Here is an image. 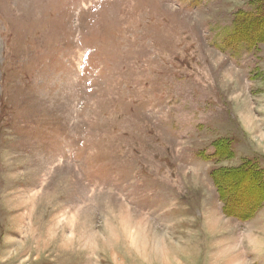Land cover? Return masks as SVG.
Listing matches in <instances>:
<instances>
[{"label": "rangeland", "instance_id": "rangeland-1", "mask_svg": "<svg viewBox=\"0 0 264 264\" xmlns=\"http://www.w3.org/2000/svg\"><path fill=\"white\" fill-rule=\"evenodd\" d=\"M261 4L0 0V264H264Z\"/></svg>", "mask_w": 264, "mask_h": 264}, {"label": "trees", "instance_id": "trees-1", "mask_svg": "<svg viewBox=\"0 0 264 264\" xmlns=\"http://www.w3.org/2000/svg\"><path fill=\"white\" fill-rule=\"evenodd\" d=\"M261 2L262 4L259 5L257 14H242L241 20H237L235 22V41H241V43H251L255 46L257 43L264 40V37H260L262 40L259 37H254L255 32H253L255 27H264V1L261 0ZM240 14L238 16H240ZM251 33L254 34L252 37L250 36ZM211 174L217 186L221 200L224 203V213L227 216L236 217L243 220L251 217L264 199L263 173L256 169L255 165L246 164L245 166L238 169L215 170ZM250 179H253V181ZM232 181H234V183ZM242 182H254L258 188L257 195L253 198H250L248 193L240 192L239 185H241ZM245 199L249 200L247 203V208L246 210H241L242 208H240V206L237 207V202L243 201Z\"/></svg>", "mask_w": 264, "mask_h": 264}]
</instances>
